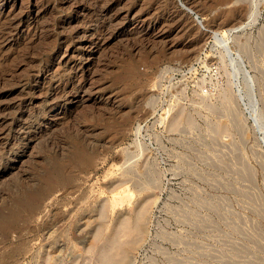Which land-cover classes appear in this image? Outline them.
Instances as JSON below:
<instances>
[{"label": "rangeland", "instance_id": "1", "mask_svg": "<svg viewBox=\"0 0 264 264\" xmlns=\"http://www.w3.org/2000/svg\"><path fill=\"white\" fill-rule=\"evenodd\" d=\"M138 201L126 264H264V0H0V264H102Z\"/></svg>", "mask_w": 264, "mask_h": 264}, {"label": "bare ground", "instance_id": "2", "mask_svg": "<svg viewBox=\"0 0 264 264\" xmlns=\"http://www.w3.org/2000/svg\"><path fill=\"white\" fill-rule=\"evenodd\" d=\"M124 1V0H123ZM92 5L96 6L93 1ZM120 2V1H119ZM81 3V2H80ZM101 3V1H100ZM103 3V2H102ZM97 4V3H96ZM98 5V4H97ZM101 5V4H100ZM104 5V4H103ZM108 5V4H106ZM100 7V6H99ZM98 7V8H99ZM107 7V6H106ZM112 7V6H111ZM114 7V6H113ZM105 8V7H103ZM100 9V8H99ZM92 10V9H91ZM109 8L103 9V11H100L103 15L108 12ZM96 11V10H95ZM135 13V12H134ZM133 13V14H134ZM93 15H95V12H93ZM126 15V14H125ZM149 16V15H148ZM104 18V16H103ZM175 19V18H174ZM198 19V17H197ZM135 24H138L139 26H146L149 21L138 18L135 19ZM154 20V19H153ZM104 21V20H103ZM109 21V20H108ZM107 21V22H108ZM117 21V20H116ZM134 21V20H133ZM175 22V21H174ZM102 23V22H101ZM173 23V22H172ZM228 22H226L227 24ZM14 24V23H12ZM109 24V23H108ZM169 24V23H168ZM14 26V25H12ZM100 26V25H99ZM248 25L237 27L234 29H229L225 32L215 31L213 32V40L214 44L219 46L221 50L224 53V56L230 59V62L232 63L233 67L238 71V73H244L245 69L241 66L243 63L242 57L239 54H233L232 49V41L231 39L236 36V33L239 30H244ZM10 27V25L8 26ZM105 27V26H104ZM138 28V27H137ZM142 29V28H141ZM182 29V28H181ZM191 30V29H190ZM9 31V30H8ZM164 31V30H163ZM185 31V30H184ZM224 31V30H223ZM110 32V31H109ZM113 32V31H112ZM5 33V32H4ZM3 33V34H4ZM105 34V33H104ZM103 34V35H104ZM111 34V33H110ZM170 34V33H169ZM135 36V35H134ZM181 36V35H180ZM193 36V35H192ZM200 36V35H199ZM198 36V37H199ZM197 37V36H196ZM169 38V37H168ZM143 40V39H142ZM141 40V41H142ZM148 41V40H147ZM155 42V41H154ZM201 42V41H200ZM163 43V42H162ZM141 44V43H140ZM164 44V43H163ZM198 44V43H197ZM171 45V44H170ZM177 45V44H176ZM192 46V45H191ZM193 49V48H192ZM221 51V52H222ZM168 52V51H167ZM188 52V51H187ZM178 53V52H177ZM192 55V54H191ZM240 57L239 59L236 58ZM243 65V64H242ZM234 69V70H235ZM236 73V72H235ZM247 73V72H246ZM248 74V73H247ZM246 74V75H247ZM243 75V76H244ZM248 80V79H247ZM251 80V78H249ZM248 80V81H249ZM83 88V87H82ZM239 91V90H238ZM240 94V92H239ZM238 94V95H239ZM57 97V96H56ZM241 98V97H240ZM228 99V98H227ZM66 100V99H65ZM230 107V105L228 104ZM232 107V106H231ZM176 123V122H175ZM172 124V123H171ZM178 124V123H177ZM174 125V123H173ZM20 128V127H19ZM22 128V127H21ZM23 130V129H22ZM30 195V194H29ZM32 195V194H31ZM115 197V196H114ZM25 200V199H24ZM145 202V201H144ZM143 201L136 202V205L134 209L132 210V213L130 215L124 216L120 214L118 220L116 223H114V226L110 229V232L108 233L106 242L102 246L101 250V261L102 264H126L129 262V254L135 249L138 242L141 240V238L145 235V220H146V213L147 208L145 206V203ZM125 214V213H124ZM101 232L98 229L96 233L93 235V239H98ZM128 260V261H127Z\"/></svg>", "mask_w": 264, "mask_h": 264}]
</instances>
